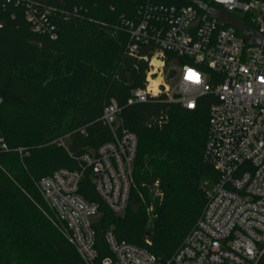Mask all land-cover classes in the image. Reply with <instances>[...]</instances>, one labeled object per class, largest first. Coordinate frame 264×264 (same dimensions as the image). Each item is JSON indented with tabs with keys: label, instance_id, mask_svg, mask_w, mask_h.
<instances>
[{
	"label": "trees",
	"instance_id": "1",
	"mask_svg": "<svg viewBox=\"0 0 264 264\" xmlns=\"http://www.w3.org/2000/svg\"><path fill=\"white\" fill-rule=\"evenodd\" d=\"M36 1L52 9L55 39L34 31L22 6L0 0V264H84L36 184L57 168H74V156L112 138L102 119L111 99L120 107V126L138 144L124 214L108 209L88 173L80 181L79 192L98 204L92 225L99 255L107 254L103 235L112 228L118 239L167 259L201 213L205 182L218 176L203 157L206 96L195 110L157 98L129 102L144 83L145 64L127 52L128 33L118 25L143 0ZM155 188L156 216L146 228Z\"/></svg>",
	"mask_w": 264,
	"mask_h": 264
},
{
	"label": "built area",
	"instance_id": "2",
	"mask_svg": "<svg viewBox=\"0 0 264 264\" xmlns=\"http://www.w3.org/2000/svg\"><path fill=\"white\" fill-rule=\"evenodd\" d=\"M2 2L22 6L34 31L57 37L50 7ZM118 27L128 33L127 52L145 64L144 83L130 103L157 98L195 110L206 96L203 157L218 176L205 182L201 213L170 257L161 260L145 246L118 239L112 228L104 232L107 254L100 256L92 225L98 204L79 192L80 181L88 173L108 209L124 214L138 144L137 135L120 126V107L111 99L102 119L112 138L74 156V168H57L37 181L54 223L84 264H262L264 0H143ZM142 48L149 53L140 54ZM171 69H177L172 77ZM57 141L65 146L63 138ZM1 147L8 149L5 142Z\"/></svg>",
	"mask_w": 264,
	"mask_h": 264
},
{
	"label": "rangeland",
	"instance_id": "3",
	"mask_svg": "<svg viewBox=\"0 0 264 264\" xmlns=\"http://www.w3.org/2000/svg\"><path fill=\"white\" fill-rule=\"evenodd\" d=\"M89 149H93V148H89ZM206 180L204 179V180H201V185L205 182ZM157 192H158V190H157V188H155V189H152V191H150V195H151V197H152V200H151V202L150 203H147L146 204V210H147V213H148V219H147V221L145 222V224H144V226L146 227V228H149V227H151L152 225H153V220H154V218H155V216H156V214L154 213V203H153V201L155 200V198H156V195H157Z\"/></svg>",
	"mask_w": 264,
	"mask_h": 264
},
{
	"label": "water",
	"instance_id": "4",
	"mask_svg": "<svg viewBox=\"0 0 264 264\" xmlns=\"http://www.w3.org/2000/svg\"><path fill=\"white\" fill-rule=\"evenodd\" d=\"M177 72V69H171L170 71V77H172L173 75H175ZM146 235H148V233H146Z\"/></svg>",
	"mask_w": 264,
	"mask_h": 264
}]
</instances>
